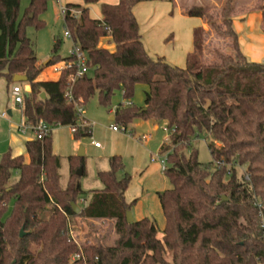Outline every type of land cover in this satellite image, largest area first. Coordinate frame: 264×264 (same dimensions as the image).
Listing matches in <instances>:
<instances>
[{
  "label": "trees",
  "instance_id": "trees-1",
  "mask_svg": "<svg viewBox=\"0 0 264 264\" xmlns=\"http://www.w3.org/2000/svg\"><path fill=\"white\" fill-rule=\"evenodd\" d=\"M20 1L0 0V78L11 83L16 74L26 76L22 84L30 91L24 92L25 123L43 120L50 127L69 126L75 139L91 136L66 92L83 106L95 94L107 105L120 91L130 101L114 109V125L121 131L137 117L162 122L169 131V143L159 150L166 155L162 172L170 187L156 193L164 218L159 237L154 220H126L135 200H125L131 176L123 172L120 155L108 158L109 169L97 173L102 188L92 190L82 187L70 156L69 178L61 187L60 158L53 152L50 133L27 140V159L10 151L0 159V264H264V61L251 62L241 52L232 25L234 1L219 0L218 17L203 0L186 12L218 35L232 37L237 54L220 55L219 65L198 70L179 69L147 54L133 8L149 0L66 3L64 25L84 51L90 70L72 80L75 65H64L54 81L38 76L44 67L66 64L72 57L57 54L60 39L55 38L47 64H38L25 34L27 26L44 27L41 16L48 0H29L18 17ZM96 3L100 18L89 14V6ZM261 16L264 25V5ZM105 38L112 49L100 45ZM138 84L147 88L140 107L131 102ZM201 135L211 155L208 163L199 162L191 145ZM238 167L244 168L240 177ZM86 194L88 203L79 205L75 214L70 203L78 205ZM70 217L114 219L116 238L111 245L79 247L68 233ZM75 253L80 257L71 260Z\"/></svg>",
  "mask_w": 264,
  "mask_h": 264
},
{
  "label": "rangeland",
  "instance_id": "rangeland-1",
  "mask_svg": "<svg viewBox=\"0 0 264 264\" xmlns=\"http://www.w3.org/2000/svg\"><path fill=\"white\" fill-rule=\"evenodd\" d=\"M67 1L71 0H48L46 11L41 16L45 21L44 27L39 30H36L32 26H27L25 28V34L32 41L35 54L39 60L44 61L51 57L50 51L53 44L51 43L52 37L60 39V44L57 50L58 55L64 57L68 56L70 53L72 43L64 37L65 25L63 22V16L60 12V7L65 5ZM203 1L212 4L213 8L210 11L215 17H218L220 14L221 2L219 0ZM244 1L245 0H243V3ZM28 2L29 0L20 1L18 6V17L23 14L24 9L28 6ZM76 3H82V0H78ZM166 7L169 11L172 9V6L170 5ZM137 13L142 22V31H146L148 29V23L147 17L145 16V13H143V6L138 7ZM89 14L92 18H98V15H100V3L90 5ZM221 37L230 36L225 35ZM142 38L146 41V37ZM230 38L233 42L232 37ZM235 55L237 57L236 52ZM7 83L6 80L0 79V106L3 104L6 105L7 103ZM146 89V86L142 84L135 86L134 95L131 99V102L135 106L140 107L143 105L144 91ZM124 101L122 93L120 91H115L107 105H101L99 103L97 94L93 95L88 102L83 105V115L91 128V136L75 139L69 126H52V145L55 154L60 158V168L58 173L59 184L61 187L66 186L69 178L70 156L72 157V161L78 166L75 172H77L79 167L83 168V174L79 179L83 187L85 183L92 184L93 182H98L96 181L97 172L109 169L108 158L112 155L121 156L124 166L123 172H126L131 176V183L126 191L127 199L139 196L138 194L141 193L142 189V196L144 198L150 196L149 198L152 199L155 196L156 191H162L161 189L164 187H166L165 189L170 187L168 179L162 173L160 158L158 157L161 156L159 146L162 142L168 139L169 131L167 129L164 130L165 125L162 122L157 123L149 119L138 117L132 119L128 124L127 131H113L111 126L114 125L115 122L109 119L111 116L109 110L115 108L119 103ZM12 107L14 108L12 119L17 121L20 119V115L16 110L19 107ZM155 125H157V129L155 128ZM26 136L32 137L33 135L30 131H27ZM141 136H145L146 139H140ZM94 143H97L98 146H95ZM165 143L168 144L169 141L167 140ZM191 145L196 148L198 152L199 162L208 163L211 161V155L203 135L193 139ZM80 147L84 149V155L82 157L77 156ZM3 153L0 152V159ZM152 163L158 164L161 171L156 170L154 167L153 174L150 172L145 173L146 166ZM243 170V167L237 168L236 172L239 177L242 175ZM116 176L117 178H120L122 172L117 173ZM144 198L141 199L144 200L143 210L145 213H150L146 215L150 218L152 217V220L155 221L159 230L158 236L160 237L162 222L164 223L160 205L151 203L146 204L148 200ZM79 205L81 204L78 200V206ZM11 207L12 202H9L7 205V213L10 212ZM132 210L133 208L130 210L131 215L133 220H136L137 218H134L135 214H132ZM155 213H157L158 216ZM68 233L79 247H82L84 244L111 245L116 238V234L114 233V219L90 220L81 217H70L68 218ZM72 256L73 255H71L70 258L71 260H74ZM165 258L170 261L171 253L167 252Z\"/></svg>",
  "mask_w": 264,
  "mask_h": 264
},
{
  "label": "crops",
  "instance_id": "crops-1",
  "mask_svg": "<svg viewBox=\"0 0 264 264\" xmlns=\"http://www.w3.org/2000/svg\"><path fill=\"white\" fill-rule=\"evenodd\" d=\"M77 1L78 0H71L67 1V3H76ZM234 1L235 7L232 15V25L237 33L241 52L249 61L261 62L264 60V25L261 16V7L264 5V0H245L244 3L243 0ZM103 2L116 4L118 0H103ZM199 4L200 0H149L139 2L134 6L133 14L139 26V33L141 37H146V41H144L145 50L151 58L165 61L179 69L198 70L201 67L219 65L221 62L220 55L236 57L233 42L230 37L218 36L213 29L208 27L201 20V18L198 16H188L186 14L189 9L195 8ZM169 5L172 6L170 11L166 7ZM142 6L143 13H145L148 23V29L146 31H142V22L137 13L138 7ZM100 17L101 14L98 15V18ZM54 39L55 37H52L51 43H53ZM100 45L109 49L113 48V44L107 43L106 38L101 40ZM49 59L42 61L37 58V61L38 64L46 65ZM52 66L53 65L44 67L38 79L41 81L56 80L58 78V73L53 70ZM0 79L5 80L4 78ZM15 83H17L24 92L30 91V87L22 84V82L12 81L6 84L7 103L6 105L3 104L0 106V114L2 112L7 113V117H2L0 115V152L5 153L6 151H10L14 156L23 155L25 159H27L25 142L33 139V136L28 137L17 131V126L25 119L24 116H22L21 109H16L20 115V119L17 121L12 119L14 114V108L12 106L16 105L10 98V88ZM114 109L115 108L109 110L111 113L109 117L110 120H114ZM155 128H158L157 125H155ZM51 133L52 127L50 135ZM167 140L168 139L160 144L159 149ZM53 152L55 153L54 149ZM154 167L156 170L161 171L158 164L152 163L146 166L145 173L150 172L153 174ZM82 174L83 168L81 170V175ZM96 181L98 182H93L92 184L85 183L83 188H86L85 190L101 189L102 185L99 183L98 178ZM165 188L166 187L163 189ZM157 192L160 191H156L152 199L149 198L150 196L147 198L142 196L143 189L141 193L138 194L139 196L135 197L133 195L134 197H130L129 199H127L125 192L126 202L135 200L132 206V214H135L134 218H137L136 220L148 217L146 214H150L145 213L143 210L144 200H141L142 198L148 200L146 204L151 203L160 205L156 194ZM89 199L90 194H86L79 199V202L80 204H87ZM155 214L158 216L157 213ZM150 219L153 218L151 217ZM162 219L164 220V218ZM163 224L162 222L161 229L163 228Z\"/></svg>",
  "mask_w": 264,
  "mask_h": 264
},
{
  "label": "built area",
  "instance_id": "built-area-1",
  "mask_svg": "<svg viewBox=\"0 0 264 264\" xmlns=\"http://www.w3.org/2000/svg\"><path fill=\"white\" fill-rule=\"evenodd\" d=\"M67 11V8L65 7V5L60 7V12L61 15L63 16ZM70 12L74 13V15H78L79 11L77 10H71ZM64 37L67 38L68 40L71 41L72 43V47L70 49V53L69 55L72 57V61L66 62V64L61 61L57 64H54L53 70L57 73L60 72V70L64 67V65L70 66V65H75L76 67V71L73 74V76L71 77L72 80L76 79V78H80L83 77L89 70L90 67L87 63V57L84 53V51L79 47V45H77L74 41H73V37L71 32L68 30V28L65 26V30H64ZM264 61V60H263ZM67 98L69 101H72L75 105L76 108V112L78 115V120L79 123L82 126H86L89 125L88 121L86 120V118L84 117V110H83V106L77 104L71 97L69 91L66 92ZM10 98L12 100V102L19 107V109L22 110L23 105H24V91L20 88V86L15 83L11 86L10 88ZM126 105H130V101H125ZM2 117H7V113L6 112H2L0 114ZM111 129L113 131H118L120 130L117 126L112 125ZM166 128L164 127V130ZM17 131L22 134V135H26L27 131H30L33 135V138L36 139H42L44 136L48 135L51 131V127L48 126L43 120H39L37 123L35 124H27L25 123V121H23L22 123H20L17 126ZM121 131V130H120ZM141 139H146L145 136H142ZM95 146H98L97 143H94ZM160 164H161V168L162 171L165 169L166 167V155L162 154L160 157ZM244 179L248 180L249 179V175L247 173L244 174ZM258 207H260V204H258ZM259 216L261 217V212H259ZM260 227L262 228V232L264 235V221L263 219H261L260 222ZM80 257V254L75 253L72 258L73 259H78Z\"/></svg>",
  "mask_w": 264,
  "mask_h": 264
},
{
  "label": "water",
  "instance_id": "water-1",
  "mask_svg": "<svg viewBox=\"0 0 264 264\" xmlns=\"http://www.w3.org/2000/svg\"><path fill=\"white\" fill-rule=\"evenodd\" d=\"M12 81L13 82H25L26 81V76L21 75V74H16V75L13 76ZM40 96H41V98H44L45 94L41 93ZM83 155H84V149L82 147H80L78 152H77V156L82 157ZM81 170H82V167H79V169L77 170L76 174L80 176L81 175ZM223 199H225V198H223ZM70 205H71L72 210H73V212L75 214H78L80 212L81 209H80V207L77 204H75L74 202H71ZM126 220H127V222H132L133 221V217H132L130 211L126 212ZM20 235H23V230L22 229L20 230Z\"/></svg>",
  "mask_w": 264,
  "mask_h": 264
}]
</instances>
